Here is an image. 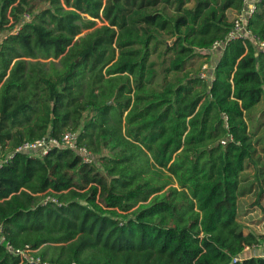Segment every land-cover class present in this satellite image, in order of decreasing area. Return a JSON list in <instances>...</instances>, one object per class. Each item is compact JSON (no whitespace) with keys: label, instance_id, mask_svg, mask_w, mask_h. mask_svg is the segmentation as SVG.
I'll use <instances>...</instances> for the list:
<instances>
[{"label":"trees","instance_id":"obj_1","mask_svg":"<svg viewBox=\"0 0 264 264\" xmlns=\"http://www.w3.org/2000/svg\"><path fill=\"white\" fill-rule=\"evenodd\" d=\"M31 1L0 0V157L78 132L96 163L56 148L3 164L5 241L45 264H264L234 262L264 241L237 221L258 184L240 189L241 174L264 152L249 130L264 52L231 41L200 77L243 0ZM247 28L264 42V0ZM0 264L29 263L3 243Z\"/></svg>","mask_w":264,"mask_h":264},{"label":"built area","instance_id":"obj_2","mask_svg":"<svg viewBox=\"0 0 264 264\" xmlns=\"http://www.w3.org/2000/svg\"><path fill=\"white\" fill-rule=\"evenodd\" d=\"M261 0H243V5L241 10L237 11L233 20L232 27L227 33V35L219 41L212 44V52H221L224 47L231 41L242 40L248 41L253 44L258 51L264 52V42L259 41L247 28L248 21L257 12ZM23 22L30 21L29 14L22 15ZM208 65H203L201 68L200 77L203 79H208ZM224 144V141L222 142ZM67 149L72 150L82 161L83 164L91 165L96 163L95 156L83 145L78 143V132H66L61 138L55 139L49 136H45L41 139L35 140L33 142H24L13 150L10 154L0 157V168L3 164L12 160L15 154H26L33 157L45 156L52 149ZM48 200V199H46ZM1 231V228H0ZM4 241V237L0 235V242ZM264 241L260 244L245 247L240 258H235L234 262L241 260L245 253L249 251H255L258 257L264 258ZM7 252L13 254L20 258L21 262L25 261L29 264H45L40 261L38 257H35L34 251L25 247L24 249H14L10 244H6Z\"/></svg>","mask_w":264,"mask_h":264},{"label":"rangeland","instance_id":"obj_3","mask_svg":"<svg viewBox=\"0 0 264 264\" xmlns=\"http://www.w3.org/2000/svg\"><path fill=\"white\" fill-rule=\"evenodd\" d=\"M40 6H41V2L39 0L31 1V8L33 9V12L36 11L38 9V7H40ZM10 24H7L5 26L3 25V26L5 29H7L8 27H10ZM99 26H101V23L98 22L97 27H99ZM0 40H2V35H0ZM155 58H156V56H154L153 59H155ZM203 63H204V61H200V60L196 59V60H193L188 65H190L194 69H197L198 66H200ZM263 105L264 104L261 102L250 113L252 126L251 125L249 126V130L251 133H255L254 137L264 136V112H262ZM257 124L258 125L260 124L259 129H257V127H256ZM256 149L258 151L257 155L260 158V162L258 165L250 163V165H253V168L255 171V174L253 173V178L255 177V179L257 177L256 175L258 174L257 170L260 168V166H262L261 164H264V156H263L264 152L261 151L259 145H257ZM244 174L250 175V174H252V172L250 169H247V171ZM257 178L262 179L261 176L260 177L258 176ZM258 179H256V180L258 181ZM256 188H258V190L263 189L264 183L258 181ZM237 220L243 226L244 229L250 230V231L254 232L255 234L260 235L262 237V239L264 240V199L263 200L261 199L260 201H258V204L256 203V198L254 200V198L248 197L246 200H242L238 206ZM245 224H247V225H245ZM263 250H264V248H263ZM257 254L258 253L255 251H249V252L244 254L243 258H249L252 256H256Z\"/></svg>","mask_w":264,"mask_h":264},{"label":"crops","instance_id":"obj_4","mask_svg":"<svg viewBox=\"0 0 264 264\" xmlns=\"http://www.w3.org/2000/svg\"><path fill=\"white\" fill-rule=\"evenodd\" d=\"M44 6V5H43ZM42 6V7H43ZM190 6H192V4H190ZM235 14H236V12L234 11V10H230V11H228L227 12V17H228V20L231 22L232 20H233V18H234V16H235ZM9 18V22L7 23V24H10V25H12V19L10 18V17H8ZM98 23V22H97ZM100 23V22H99ZM6 24V25H7ZM5 26V25H4ZM4 26H0V35H2V40L3 39H5L6 38V35L8 34V32H7V30H4L5 28H4ZM18 28H19V26L18 25H16L14 28H13V32H12V34H15L16 33V31L18 30ZM2 40H0V43L2 42ZM173 42H174V39H171L170 41H169V43H168V45L169 46H171L172 44H173ZM220 52H217V53H215V52H212L211 53V57H210V64H209V68L211 69L212 68V66H213V63L216 61V60H218L219 59V57H220ZM200 60V59H199ZM200 61H203V60H200ZM205 65V64H204ZM209 69V70H210ZM210 73V72H209ZM247 169H250L251 170V172H252V174H250V175H247V174H244L246 171H247ZM253 173L255 174V171H254V168H253V165H250V163H248L247 164V167H246V169L244 170V172L241 174V177H240V189H246V188H248L249 187V185L250 184H252V183H256V182H258L256 179H255V177L253 178ZM260 182V181H259ZM262 182V181H261ZM262 183H264V182H262ZM257 187V184H254L253 186H252V188L249 190V191H245L246 193H244V195H242L241 196V194L239 195V197H238V199H237V217H238V206H239V204H240V202L242 201V200H246L248 197H250V198H254V200H255V198H256V203H257V201H260L261 199L263 200L264 199V188L263 189H260V190H258V188H256ZM260 196V197H259ZM258 204V203H257ZM238 221V220H237ZM245 225H247V224H245ZM0 228H1V226H0ZM243 231H244V233H248V232H252V231H250V230H246V229H243ZM254 233V232H253ZM0 235L2 236V237H4V235L2 234V228H1V231H0ZM258 235V234H257ZM3 243H5V247H6V244L8 243V242H6L5 241V237H4V241L3 242H0V244H3ZM8 244H10V243H8ZM11 245V244H10ZM12 246V245H11ZM13 247V246H12ZM25 247H28V246H25ZM24 247V248H25ZM24 248H22V249H24ZM29 248V247H28ZM15 249V248H14ZM30 249V248H29ZM7 250V249H6ZM13 255V254H12ZM17 257V256H16ZM252 257H258V255H256V256H252Z\"/></svg>","mask_w":264,"mask_h":264},{"label":"water","instance_id":"obj_5","mask_svg":"<svg viewBox=\"0 0 264 264\" xmlns=\"http://www.w3.org/2000/svg\"><path fill=\"white\" fill-rule=\"evenodd\" d=\"M213 67H214V65H213L212 68H211L210 74L212 73V69H213Z\"/></svg>","mask_w":264,"mask_h":264}]
</instances>
